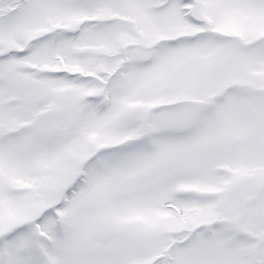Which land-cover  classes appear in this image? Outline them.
Masks as SVG:
<instances>
[{
  "label": "snow or ice",
  "instance_id": "6c2138e0",
  "mask_svg": "<svg viewBox=\"0 0 264 264\" xmlns=\"http://www.w3.org/2000/svg\"><path fill=\"white\" fill-rule=\"evenodd\" d=\"M0 264H264V0H0Z\"/></svg>",
  "mask_w": 264,
  "mask_h": 264
}]
</instances>
